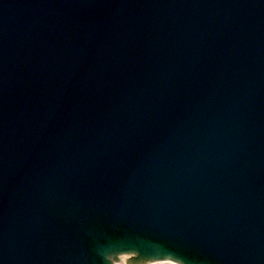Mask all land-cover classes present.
<instances>
[{"label":"water","instance_id":"water-1","mask_svg":"<svg viewBox=\"0 0 264 264\" xmlns=\"http://www.w3.org/2000/svg\"><path fill=\"white\" fill-rule=\"evenodd\" d=\"M127 252L264 264V0H0V264Z\"/></svg>","mask_w":264,"mask_h":264},{"label":"bare ground","instance_id":"bare-ground-1","mask_svg":"<svg viewBox=\"0 0 264 264\" xmlns=\"http://www.w3.org/2000/svg\"><path fill=\"white\" fill-rule=\"evenodd\" d=\"M126 256H129V255L125 254V255L117 256L118 260L117 261L113 260L112 264H127ZM140 264H170V262L165 261V260L156 259V260H147Z\"/></svg>","mask_w":264,"mask_h":264},{"label":"snow or ice","instance_id":"snow-or-ice-1","mask_svg":"<svg viewBox=\"0 0 264 264\" xmlns=\"http://www.w3.org/2000/svg\"><path fill=\"white\" fill-rule=\"evenodd\" d=\"M160 260L169 261L170 264H178V261L180 260V255L175 252H171L169 255L165 256L164 258H158Z\"/></svg>","mask_w":264,"mask_h":264}]
</instances>
